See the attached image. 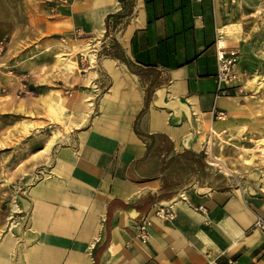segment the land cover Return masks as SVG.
<instances>
[{"label":"crops","instance_id":"0c3cea01","mask_svg":"<svg viewBox=\"0 0 264 264\" xmlns=\"http://www.w3.org/2000/svg\"><path fill=\"white\" fill-rule=\"evenodd\" d=\"M230 2L75 0L52 15L33 0H0V36L11 39L7 59L36 81L60 48V33L73 39L83 29L100 43L98 69L74 78L93 86L88 122L29 190L24 264H96V255L99 264H264V232L254 228L264 219V183L211 188L192 173L178 180L180 170L172 169L202 156L201 130L225 128L245 108L241 92L219 95L216 82V43ZM19 88L0 72V98ZM215 110L227 119L215 120ZM173 201L177 217L154 219L148 242L139 241L138 223ZM8 234L0 242L3 264H12L7 256L17 246L7 248Z\"/></svg>","mask_w":264,"mask_h":264},{"label":"rangeland","instance_id":"374dc122","mask_svg":"<svg viewBox=\"0 0 264 264\" xmlns=\"http://www.w3.org/2000/svg\"><path fill=\"white\" fill-rule=\"evenodd\" d=\"M33 1L37 2L40 12L55 15L62 10L60 7L53 12L52 0ZM230 1L228 21L223 26L234 25L235 35L223 41L225 46L240 51L235 67L239 79L230 90L241 92V104L245 108L232 113L231 122L225 128L214 129V135L212 130L210 136L209 130H201L202 156L187 162V166L179 163L172 169L174 173L180 170L178 180L190 181L192 173L195 180L211 188H224L228 184H254L262 188L264 148L259 146V140L264 139V87L258 92L254 82L264 80V0ZM0 39L8 40L9 52L10 36H0ZM57 44L60 48L46 61L38 81L35 73L20 71L17 64L8 60V52L5 57L8 65L14 67L15 74L11 76L19 81L20 88L21 78L26 76L35 92L32 96H19L17 92L16 96L0 98V104L6 105L4 112H0V242L12 229L16 239L10 231L9 237L15 240L10 250L17 240L14 256L12 253L7 256L12 264H24L19 249L30 217L29 190L48 177L56 150L67 142L72 132L88 122L95 104L88 92L93 89L87 86L89 78L82 87L75 84L74 78L83 74L90 76L98 69L95 47L100 43L85 33L73 39L60 33ZM60 57L68 59L69 67L62 65ZM57 136L60 139L55 140ZM51 141L55 143L46 156L43 150ZM246 151H252L253 165H246ZM213 156L223 159L234 173H228Z\"/></svg>","mask_w":264,"mask_h":264},{"label":"built area","instance_id":"2783aa9c","mask_svg":"<svg viewBox=\"0 0 264 264\" xmlns=\"http://www.w3.org/2000/svg\"><path fill=\"white\" fill-rule=\"evenodd\" d=\"M75 0H52V4L55 5L53 12H55L60 7H66ZM84 30L79 29L77 36L83 35ZM217 58H218V73L216 75V82L218 87V94L230 96L229 91L233 84L238 81V76L235 73V67L240 59V51L237 48H229L227 46L221 45V38L218 37L217 43ZM9 43L7 39H0V70H5L9 75H14V67L9 66L5 57L8 52ZM19 96L25 94L27 96H32L35 92L31 89L26 76L21 78V88L18 91ZM228 117L225 111L215 110L214 118L217 121H224ZM214 135L215 132L212 131ZM208 148V147H207ZM176 202L170 204H161L156 208L151 217H146L140 221L137 225L136 237L142 243H147L151 237V232L154 226V219H160L164 222L173 221L177 217V212L175 209ZM255 229L264 232V219L258 218L254 225Z\"/></svg>","mask_w":264,"mask_h":264},{"label":"bare ground","instance_id":"6f19581e","mask_svg":"<svg viewBox=\"0 0 264 264\" xmlns=\"http://www.w3.org/2000/svg\"><path fill=\"white\" fill-rule=\"evenodd\" d=\"M234 27V25H228V26H222V28L220 29V34L222 35V38H221V45L225 46V40L226 38H232L233 35H235V33H233L234 31L232 30V28ZM224 40V41H223ZM61 61H62V64H68V60L67 59H64L62 57H60ZM261 79V78H260ZM260 79H257L255 82H254V89L256 91L258 90H261L263 87H264V80H260ZM259 92V91H258ZM234 103V102H233ZM91 105V104H90ZM60 139L59 136H57V138H55V140H58ZM257 141V140H256ZM258 142V141H257ZM55 143V141H51L48 146L43 150V153L48 156L50 155V152H51V149H52V146L53 144ZM259 146H261L262 148H264V139H261L259 140ZM264 150V149H263ZM254 152V151H253ZM264 153V152H263ZM214 160L216 162H218L228 173H234L233 170L230 169V167L228 166L227 163H225V161L223 159H220V158H217L215 156H213ZM244 161L246 163V165H253L254 163V155L252 154V151H246L245 153V157H244ZM254 170V169H253ZM262 179H263V182H264V172H263V176H262ZM263 190H264V187H263ZM226 225V224H225ZM10 239V244H8V247L9 250L13 247L14 245V242L15 240L12 239L11 237H9ZM5 248V247H4ZM7 250V249H6ZM7 250V251H9ZM6 253V251H5ZM3 261V258L0 256V263H2ZM5 264H7V260L5 258Z\"/></svg>","mask_w":264,"mask_h":264},{"label":"trees","instance_id":"16d2710c","mask_svg":"<svg viewBox=\"0 0 264 264\" xmlns=\"http://www.w3.org/2000/svg\"><path fill=\"white\" fill-rule=\"evenodd\" d=\"M112 17H114V16H110V17L108 18V21H109ZM108 28H109V25H108ZM149 97H150V95L148 94L147 101H149ZM150 138H153V137H150ZM105 248H106L105 246L102 247L101 252L104 251ZM96 264H99V257H98L97 255H96Z\"/></svg>","mask_w":264,"mask_h":264}]
</instances>
